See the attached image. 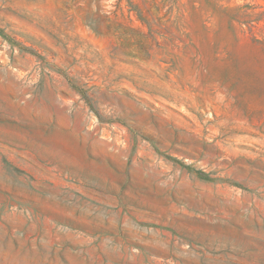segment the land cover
Returning <instances> with one entry per match:
<instances>
[{"label":"rangeland","instance_id":"374dc122","mask_svg":"<svg viewBox=\"0 0 264 264\" xmlns=\"http://www.w3.org/2000/svg\"><path fill=\"white\" fill-rule=\"evenodd\" d=\"M0 264H264V0H0Z\"/></svg>","mask_w":264,"mask_h":264}]
</instances>
